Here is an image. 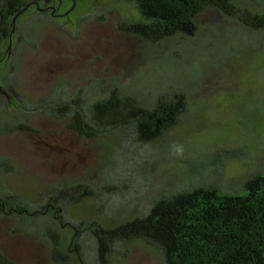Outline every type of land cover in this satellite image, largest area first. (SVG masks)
Wrapping results in <instances>:
<instances>
[{
  "label": "rangeland",
  "instance_id": "rangeland-1",
  "mask_svg": "<svg viewBox=\"0 0 264 264\" xmlns=\"http://www.w3.org/2000/svg\"><path fill=\"white\" fill-rule=\"evenodd\" d=\"M48 1L40 6L52 7L54 16L40 17L32 7L19 19L42 24L36 43L29 45L36 48H25L17 56L20 94L43 95L57 77L83 87L104 80L102 85L129 87L149 100L180 86L186 109L157 141L126 143L105 153L98 141L76 138L65 122L36 117L33 132L0 135V155L20 168L19 175L4 177L0 188L13 187L28 198L65 181L112 184L124 194V202L146 207L152 189L158 192L164 186L204 180L230 188L249 173L241 160L264 154V37L247 32L236 18L207 11L195 22L192 35L151 46L120 31L121 21L134 15L123 0ZM18 39L14 33L0 48H9L0 62V88L7 95L1 93L0 101L8 109L19 103L5 84ZM59 235L64 250L70 234L64 230ZM125 250L124 256H112L111 264H157L139 241L126 244ZM49 251L40 236L0 217V253L7 259L70 264L71 257L52 262Z\"/></svg>",
  "mask_w": 264,
  "mask_h": 264
},
{
  "label": "trees",
  "instance_id": "trees-1",
  "mask_svg": "<svg viewBox=\"0 0 264 264\" xmlns=\"http://www.w3.org/2000/svg\"><path fill=\"white\" fill-rule=\"evenodd\" d=\"M40 1L0 0V48L14 33L19 34L5 76L19 103L8 109L0 101V135L33 132L32 120L44 117L65 122L78 139L98 141L105 153L126 143H153L176 123L187 105L180 86L149 100L129 87L102 85L104 80L94 79L91 86L83 87L57 77L43 95L20 94L17 56L25 48H36L29 45L36 43L42 24L34 18L21 23L19 19ZM123 3L132 6L134 15L121 21L120 31L151 46L192 35L195 22L207 11L236 18L247 32L264 37V0ZM8 52L9 48L0 50V62ZM260 79L264 88V69ZM241 164L249 173L230 188L204 180L164 186L158 192L152 189L146 207L124 202V194L112 184L65 181L28 198L3 184L0 217L20 223L25 233L45 240L52 262L63 263L71 257L70 264H111L112 256L125 255L126 244L139 241L154 254L157 264H264V154L244 157ZM19 174L12 160L0 155V181ZM125 209L128 213H119ZM64 230L70 237L62 250L59 232ZM0 264L17 263L0 253Z\"/></svg>",
  "mask_w": 264,
  "mask_h": 264
},
{
  "label": "flooded vegetation",
  "instance_id": "flooded-vegetation-1",
  "mask_svg": "<svg viewBox=\"0 0 264 264\" xmlns=\"http://www.w3.org/2000/svg\"><path fill=\"white\" fill-rule=\"evenodd\" d=\"M41 1L44 2L46 5L50 2L48 0H41ZM34 7L38 9V14L39 15H44L45 16V15H47V13H49L50 17L55 15L53 11H49V9L52 8V7H47V6L46 7H41L40 6V2H38Z\"/></svg>",
  "mask_w": 264,
  "mask_h": 264
},
{
  "label": "water",
  "instance_id": "water-1",
  "mask_svg": "<svg viewBox=\"0 0 264 264\" xmlns=\"http://www.w3.org/2000/svg\"><path fill=\"white\" fill-rule=\"evenodd\" d=\"M0 93H2L3 95H5L6 96V98H7V95H6V93L0 88Z\"/></svg>",
  "mask_w": 264,
  "mask_h": 264
}]
</instances>
